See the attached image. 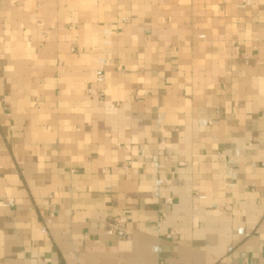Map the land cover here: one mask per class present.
Here are the masks:
<instances>
[{"label": "crops", "instance_id": "obj_1", "mask_svg": "<svg viewBox=\"0 0 264 264\" xmlns=\"http://www.w3.org/2000/svg\"><path fill=\"white\" fill-rule=\"evenodd\" d=\"M6 201L0 264H264V0H0Z\"/></svg>", "mask_w": 264, "mask_h": 264}, {"label": "built area", "instance_id": "obj_2", "mask_svg": "<svg viewBox=\"0 0 264 264\" xmlns=\"http://www.w3.org/2000/svg\"><path fill=\"white\" fill-rule=\"evenodd\" d=\"M0 205L2 206H11V201L1 202ZM126 223L127 220L123 216H118L111 218L107 224L105 233L107 236L115 238L116 240L120 241L123 240L126 237Z\"/></svg>", "mask_w": 264, "mask_h": 264}]
</instances>
